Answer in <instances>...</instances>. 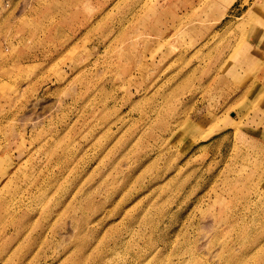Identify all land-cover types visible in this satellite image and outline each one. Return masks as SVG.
Instances as JSON below:
<instances>
[{
  "label": "rangeland",
  "instance_id": "1",
  "mask_svg": "<svg viewBox=\"0 0 264 264\" xmlns=\"http://www.w3.org/2000/svg\"><path fill=\"white\" fill-rule=\"evenodd\" d=\"M0 264H264V0H0Z\"/></svg>",
  "mask_w": 264,
  "mask_h": 264
}]
</instances>
